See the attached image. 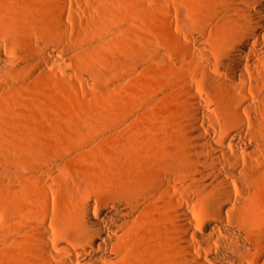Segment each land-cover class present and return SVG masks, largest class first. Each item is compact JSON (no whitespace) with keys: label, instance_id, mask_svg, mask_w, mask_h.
I'll use <instances>...</instances> for the list:
<instances>
[{"label":"bare ground","instance_id":"bare-ground-1","mask_svg":"<svg viewBox=\"0 0 264 264\" xmlns=\"http://www.w3.org/2000/svg\"><path fill=\"white\" fill-rule=\"evenodd\" d=\"M71 3L60 0V13L49 15L50 23L64 30L61 13ZM165 4L167 17H175L167 29L177 44L173 60L200 73L226 104L231 129L214 141L200 126L198 106L206 102L189 84L191 111L181 116L184 132L174 137V145H158L160 136L149 129L133 138L136 148L145 149L146 170L60 176L69 155L45 157L36 169L34 144L5 137L0 103V264L22 253L29 255L24 264H264V215L257 194L264 182V135L242 116L256 115L264 105V0H193L198 24L192 27L185 23V0ZM151 49L155 57L169 54L158 44ZM32 59L40 70L41 63ZM244 127L247 133L240 131ZM41 178L55 200L37 201ZM84 186L104 190L110 202L92 212ZM50 201L57 209L75 204L79 217L71 222L55 213L41 217ZM198 205L207 221L195 215Z\"/></svg>","mask_w":264,"mask_h":264},{"label":"rangeland","instance_id":"rangeland-1","mask_svg":"<svg viewBox=\"0 0 264 264\" xmlns=\"http://www.w3.org/2000/svg\"><path fill=\"white\" fill-rule=\"evenodd\" d=\"M192 2L185 0L184 5L189 27L198 24ZM59 3L0 0V103L5 137L20 145L34 144L36 169L43 158L67 153L60 176L89 178L119 168L140 174L150 164L145 149L134 146V136L149 129L160 136L158 145H174V137L184 132L181 116L191 111L189 84L206 102L198 106L203 117L200 126L211 131L216 142L222 140L224 130L231 129L226 104L203 84L200 73L188 62L173 60L177 44L170 41L167 29L175 17H167L165 0H72L61 13L64 30L49 21V15L60 13ZM178 32L173 29L172 33ZM186 33L182 30L180 35ZM153 44L168 47L169 54L155 57ZM33 56L41 63L40 70ZM256 115L242 112L246 122L254 123L264 135V105ZM247 129L240 131L247 133ZM56 176L53 172L50 177ZM83 192L92 212L110 202L104 190L84 186ZM35 193L39 202L43 196L56 198L42 178ZM257 194L264 215V182ZM51 201L40 211L41 217L55 213L69 222L79 217L75 204L57 209ZM194 211L207 221L202 205ZM21 256L9 255L5 264L7 260L24 264L29 259L26 253Z\"/></svg>","mask_w":264,"mask_h":264}]
</instances>
